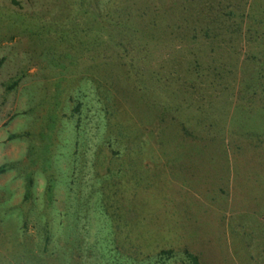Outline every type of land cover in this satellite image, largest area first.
<instances>
[{"label": "rangeland", "instance_id": "374dc122", "mask_svg": "<svg viewBox=\"0 0 264 264\" xmlns=\"http://www.w3.org/2000/svg\"><path fill=\"white\" fill-rule=\"evenodd\" d=\"M109 1L83 6L89 14L106 13ZM74 5L0 0V166L6 165L0 203L1 218L11 222L0 225L1 263L183 264L187 249L199 264H264V88L252 99L244 91L253 42L220 45L231 65L218 86L208 70L184 77L179 68L167 96L189 121L186 134L142 107L147 97H135L133 117L118 92L111 96L99 76L94 33L81 43H60L55 26H44ZM246 6L259 13L264 0ZM78 15L79 28H88L92 15L83 18L81 8ZM192 23L187 31L200 28ZM35 24L45 27L42 33ZM179 41L167 33L159 46L177 48ZM199 41L204 67L219 55L206 53L210 45ZM164 47L156 54L167 53ZM156 54L149 68L161 62ZM50 221L59 241L53 238L45 253L38 236ZM23 239L28 246L19 244ZM168 249L171 255L159 254Z\"/></svg>", "mask_w": 264, "mask_h": 264}, {"label": "trees", "instance_id": "16d2710c", "mask_svg": "<svg viewBox=\"0 0 264 264\" xmlns=\"http://www.w3.org/2000/svg\"><path fill=\"white\" fill-rule=\"evenodd\" d=\"M84 1L74 0L76 5L72 8L71 13L66 16L60 14L56 20L48 18L49 21L44 26H55L52 31L61 33L60 43L66 41L81 43L82 36L89 33L96 35L94 44L96 43L97 56L95 58L100 61L99 76L113 90L111 96L113 92H118L122 108L129 109L133 113H131L133 117L136 115L133 110V105H136L135 101L147 97L148 102L141 103V105L145 109L153 108L155 114H158L157 121L168 117L184 133L190 134L187 128L189 121L186 120L184 124L179 106L174 108L173 104L176 101L167 96L173 82L180 79L179 68L184 69V77H190V73L200 75L208 70V73L213 75V79L219 81L217 82L218 86L223 80L230 77H224L222 74L225 72V68L231 65V62L222 55L224 52H219L220 45L222 43L231 44V49H234L232 43L236 38L239 42L242 38L249 43L253 42L252 46L248 45L250 49L246 52V60L251 67L250 71L246 72L244 80L247 85L244 88L245 94L252 99L260 93L257 88L260 91L262 90L260 88H264L262 82L264 76L261 74L264 72V10L256 13L252 7L247 8L246 6L245 8L246 0H238V3L236 0H125L124 3H121V0H110L104 8L106 13L96 12L94 15L90 13L92 18L88 28L87 26L79 28L77 23L79 9H82L81 16L84 15L83 18L90 15L84 9ZM239 1H241L242 7L239 6L241 4ZM167 2L173 6L166 7ZM96 11L99 10L96 9ZM41 17L44 16H40L39 23L43 20ZM35 21V18H27L28 23ZM74 22L78 27L65 32L63 28ZM190 22H193L192 24L200 23V28L194 26L190 28V31H187ZM36 25H34L37 27L36 33L37 31L42 33L41 30L45 27ZM167 33L180 39L177 48L166 49L164 46H159ZM200 39L206 40L210 45L206 53L219 55L217 59H211V62H208L204 67L199 58L203 57L206 48L200 43ZM255 44L257 47L253 48ZM162 47L167 53L159 56L156 53L163 51ZM154 54H156L157 62L158 59H161V62L151 64L149 68ZM237 65L238 63L235 62L232 66L236 72L238 71ZM247 67L248 65L244 69L246 70ZM150 70L154 71L149 77L146 74ZM220 75L222 76L220 77ZM190 82L193 83V79H190ZM209 107L211 104L208 105ZM77 110L78 107L75 108V111ZM150 111L154 112L152 109ZM221 139V136L218 135V140ZM46 149L47 147L44 150L43 159H47L49 155L48 149ZM5 168L6 165L0 166V172ZM32 181V178H29L26 184L25 197L29 199V203L32 198L30 193L33 186ZM47 185H49L47 189L50 190L51 184L47 183ZM2 213L3 209L0 203V225L11 224L10 221L1 218ZM26 224L27 218L23 215L20 219L22 231H25ZM40 230L39 247L47 253V247L51 244L52 239L59 240L55 235L51 221L44 223ZM19 244L28 246L24 239ZM171 253L172 251L169 249L159 252L160 255H171ZM183 254V264H199L197 255L187 249L183 251ZM56 262L64 264V261ZM72 263L74 262L71 261V258L66 262V264ZM0 264H2L1 261ZM6 264L8 263L6 262Z\"/></svg>", "mask_w": 264, "mask_h": 264}]
</instances>
